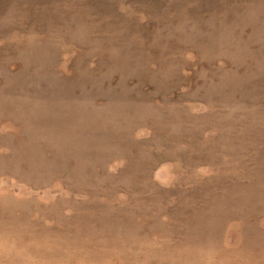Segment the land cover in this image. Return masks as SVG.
<instances>
[{
	"label": "rangeland",
	"instance_id": "1",
	"mask_svg": "<svg viewBox=\"0 0 264 264\" xmlns=\"http://www.w3.org/2000/svg\"><path fill=\"white\" fill-rule=\"evenodd\" d=\"M0 264H264V0H0Z\"/></svg>",
	"mask_w": 264,
	"mask_h": 264
}]
</instances>
